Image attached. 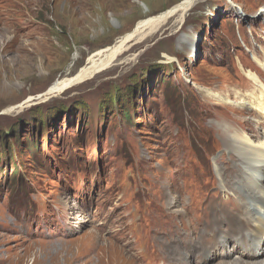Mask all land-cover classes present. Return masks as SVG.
<instances>
[{"label":"rangeland","instance_id":"rangeland-1","mask_svg":"<svg viewBox=\"0 0 264 264\" xmlns=\"http://www.w3.org/2000/svg\"><path fill=\"white\" fill-rule=\"evenodd\" d=\"M184 1L0 0V264L241 256L226 257L222 240L240 239L230 229L207 236L242 192L239 156L216 131L264 133V0H196L103 71L49 94ZM204 240L220 244L207 263Z\"/></svg>","mask_w":264,"mask_h":264},{"label":"bare ground","instance_id":"bare-ground-1","mask_svg":"<svg viewBox=\"0 0 264 264\" xmlns=\"http://www.w3.org/2000/svg\"><path fill=\"white\" fill-rule=\"evenodd\" d=\"M195 3H196V0L184 1L183 3L175 6L174 8H172L171 10H169L168 12L164 14H161L160 16H156L154 18H150L145 21L139 22L138 25L136 26V30L128 34L120 42V44L115 46L102 60L82 69L76 76H74L75 78H70L69 80L67 79V80L56 82L50 88L49 94H60L66 89L74 85H77V84L79 85L80 83L92 78L99 72L106 69L111 64V62L123 52L126 46L130 42H132L135 38H137L140 34H145V33L150 34L154 32L160 25H162L169 18H172L173 16L177 14H181L182 16H184ZM260 111L263 116H262V122L259 125L262 127L264 125V107H262ZM6 112L10 113L11 110H7ZM233 122L237 123L235 119H233ZM225 126H226V129L222 131H216V134L219 137H221V140H223L224 145L226 144L227 146H230V148L232 149V153L233 152L237 153V157L239 156L238 162L241 164V167H243V173L240 174L242 175V177L241 179L238 180V185L240 186L242 192L240 194V198L238 199V202H239L238 208L235 210V212L231 216L228 215L225 217V220H224L225 223H223L225 225L219 226L220 224L217 225V223L214 221L212 224V230L211 229L209 230V232L207 233V236L211 234V236H214L212 237V239L214 238L217 240L218 237L220 238L221 236L223 237V235L225 234L227 235L229 229L230 231H232L233 234H236L237 236L239 235L238 237H240V239H236L237 241L232 242V240H229V238L226 237V239L222 240L221 244L225 243L226 246L229 247V249H231L230 254H227L226 257L235 256L233 255L235 253L237 256H239L240 254L241 256L234 258L230 262H225L222 264H264V260H260L264 256V179H263L264 177V133L259 134L258 140H256L257 136L251 133H249L251 137L250 136L247 137L246 134L244 133V138H243L241 134V130H237V131L233 130L232 126L229 123H227ZM225 126H222L221 128H224ZM226 131L228 135L233 131L234 135H231L229 139H227L228 135L227 137L224 135L226 134ZM232 138H235L236 140L237 138L241 139L240 141L241 145L239 142L238 143L233 142L235 140H232ZM249 138H251V140ZM233 143L235 144L233 145ZM251 156H252L251 164L250 165L245 164L243 161ZM233 161L234 163L231 164L232 165L231 169L228 170L230 178L235 177V176L237 177L239 175L237 171L240 169V166L237 164V162H235L234 159ZM224 168L225 167H223V169ZM220 174H221V171H220ZM221 175H222L221 176L222 186L223 188H225V186H227L224 184V180L226 179V177L224 176L225 174L224 175L221 174ZM229 177L227 175V178ZM249 177L252 180H250V182L248 183H245L246 179L247 178L249 179ZM260 178H262V181ZM229 193L230 195L227 196L228 198L229 197L231 198V196L236 198V193L234 191H231V192L229 191ZM260 210L263 211V216L261 217V219H259ZM260 213L262 212L260 211ZM257 233H260V234H257ZM254 235H257V237L253 240H249V238L253 237ZM243 240L245 242H242ZM158 242H156L158 247L164 246ZM175 243L176 242H172L170 243L169 246L172 249L173 258H175L174 256H179V258L175 259L177 261V260L182 259L183 253L179 251L178 249L179 245H176ZM210 245L212 246L210 247ZM237 245L242 246V247L238 248L236 252L235 248L237 247ZM154 246H155V243H154ZM166 246L168 245L166 244ZM217 246H220V244H216L213 242L210 243V241L204 240L202 244L198 245L199 256L197 260L200 259L199 262L201 260L205 261V263L208 262L207 264L212 263L209 260H207L206 262L207 258H203V257L208 254L211 256ZM241 249H243L244 251H242ZM244 253H247L248 256L244 255ZM245 259H249V261H253V260L255 261L245 262L244 261ZM194 263L192 260L191 261L188 260L186 261L185 264H194Z\"/></svg>","mask_w":264,"mask_h":264}]
</instances>
